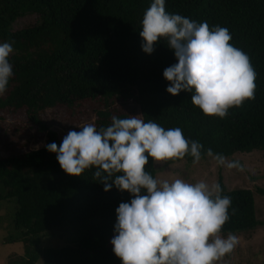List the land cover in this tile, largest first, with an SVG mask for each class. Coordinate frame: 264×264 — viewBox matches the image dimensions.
<instances>
[{
  "label": "trees",
  "instance_id": "obj_1",
  "mask_svg": "<svg viewBox=\"0 0 264 264\" xmlns=\"http://www.w3.org/2000/svg\"><path fill=\"white\" fill-rule=\"evenodd\" d=\"M152 2L0 0V43L9 42L14 49L9 59L14 74L0 96V122L23 119L45 138L39 149L0 158V205L14 203L9 224L18 235L14 240L26 249L25 257L9 264H36L39 259L42 264H122L108 243L115 234L116 209L132 196L114 185L105 192L94 169L81 177L62 170L56 154L46 148L61 143L45 120L47 110L70 111L96 101L105 107L133 102L145 122L154 120L166 130L179 127L186 139L202 144L201 159L208 149L225 158L253 150L264 156V0H165L169 14L207 22L210 29L226 27L230 43L250 57L255 99L230 108L223 119L206 116L194 106L192 93L167 92L170 85L163 72L177 63L174 52L161 40L148 55L139 35ZM28 15H35L36 23L14 30L15 22ZM117 111H98L97 129L110 126L113 116H135L134 109ZM181 161L193 158L163 163ZM146 171L156 179L151 158ZM217 185L220 191L214 195L231 198L222 235L264 225L256 219L252 191L228 190L221 178ZM256 191L264 195V189ZM71 226L84 228L75 244L44 250L34 244L36 237Z\"/></svg>",
  "mask_w": 264,
  "mask_h": 264
},
{
  "label": "clouds",
  "instance_id": "obj_2",
  "mask_svg": "<svg viewBox=\"0 0 264 264\" xmlns=\"http://www.w3.org/2000/svg\"><path fill=\"white\" fill-rule=\"evenodd\" d=\"M142 50L151 55L161 40L167 42L177 63L167 67L164 78L167 92L178 96L192 93L191 102L209 117L225 118L228 110L255 99L256 72L250 57L233 46L226 27L210 29L207 22L197 23L166 11L165 0H153L142 21ZM13 46L0 43V96L13 77L9 62ZM69 131L58 146L46 145L56 154L62 170L81 177L94 169V177L110 192L113 185L128 192L132 199L116 209V224L111 240L113 252L122 264H217L239 242L233 233L222 235L230 219L231 198L214 195L203 181L183 179L160 181L146 171L154 162L183 160L193 164L201 160L203 145L189 141L179 127L165 129L143 115L112 117L110 126L97 129L94 123ZM218 163L226 158L207 150ZM228 168L239 167L229 162Z\"/></svg>",
  "mask_w": 264,
  "mask_h": 264
},
{
  "label": "rangeland",
  "instance_id": "obj_3",
  "mask_svg": "<svg viewBox=\"0 0 264 264\" xmlns=\"http://www.w3.org/2000/svg\"><path fill=\"white\" fill-rule=\"evenodd\" d=\"M35 15H28L18 19L13 25L14 30H19L36 23ZM116 108L118 113L123 114L127 108L134 109V115L139 112L133 102L124 104L115 101L105 107L99 102L84 104L70 111L67 109H50L45 112V120L53 131L57 133L59 140L69 131H80L79 126L85 123H94L97 127L99 119L98 111H108ZM112 115V114H111ZM11 120L0 122V158L20 153L21 150L39 149L44 145V137L40 135L28 122ZM16 129H15V128ZM19 128V129H18ZM229 162H237L239 167L228 168ZM156 179L160 181H174L183 179L189 183L203 181L210 188L217 185L219 178L228 190L247 189L253 192L255 204V216L257 221L264 222V195L257 193V188L264 189V156L263 152L253 150L249 153H238L226 158L225 164L221 165L214 156H207L197 164L181 161L172 165L163 162H154ZM215 194V193H214ZM2 205V204H1ZM0 208V264H9L25 257V245L15 241L18 236L14 228L9 224L14 214V203L4 204ZM84 228L71 226L57 231L52 235L34 238V244L44 250L46 248H58L75 244L81 236ZM239 242L234 250L217 262V264H264V225L254 230L235 234ZM227 236V235H223ZM13 240L12 242L9 240ZM108 247H113L111 240ZM36 264H42L39 259Z\"/></svg>",
  "mask_w": 264,
  "mask_h": 264
}]
</instances>
